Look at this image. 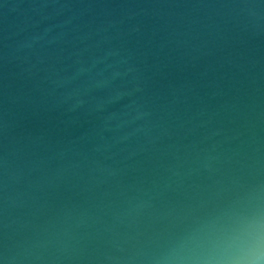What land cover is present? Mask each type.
<instances>
[{
    "label": "water",
    "instance_id": "obj_1",
    "mask_svg": "<svg viewBox=\"0 0 264 264\" xmlns=\"http://www.w3.org/2000/svg\"><path fill=\"white\" fill-rule=\"evenodd\" d=\"M0 264H264V0H0Z\"/></svg>",
    "mask_w": 264,
    "mask_h": 264
}]
</instances>
